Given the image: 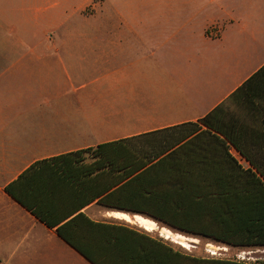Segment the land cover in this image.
Instances as JSON below:
<instances>
[{
  "label": "crops",
  "instance_id": "1",
  "mask_svg": "<svg viewBox=\"0 0 264 264\" xmlns=\"http://www.w3.org/2000/svg\"><path fill=\"white\" fill-rule=\"evenodd\" d=\"M262 68L264 0H0V254L65 264L74 253L91 264L6 188L43 161L165 130L185 136L197 125L177 150ZM254 86L257 100L228 109L243 137L257 140L246 151L264 168V76ZM74 187L59 188L60 213L77 203ZM80 213L131 222L97 200Z\"/></svg>",
  "mask_w": 264,
  "mask_h": 264
},
{
  "label": "trees",
  "instance_id": "2",
  "mask_svg": "<svg viewBox=\"0 0 264 264\" xmlns=\"http://www.w3.org/2000/svg\"><path fill=\"white\" fill-rule=\"evenodd\" d=\"M263 76L264 68L200 120L206 130L177 150L197 125H188L185 136L165 130L37 163L6 192L91 264H260L194 257L128 224L95 222L80 211L97 200L186 236L264 247V168L246 151L258 142L243 137L245 125L228 109L257 100L262 86L254 83ZM232 147L255 171L231 156ZM61 186H76L77 203L63 213L54 207Z\"/></svg>",
  "mask_w": 264,
  "mask_h": 264
},
{
  "label": "rangeland",
  "instance_id": "3",
  "mask_svg": "<svg viewBox=\"0 0 264 264\" xmlns=\"http://www.w3.org/2000/svg\"><path fill=\"white\" fill-rule=\"evenodd\" d=\"M100 2L102 0H96ZM89 13V12H88ZM71 13H68V16ZM72 18V16H69ZM131 219V222L115 220V219H108L109 222L121 223V224H128L134 228H137L141 231L148 233L153 238L161 239L167 244L171 245L172 247L180 250L186 254H189L194 257L198 258H213V259H221V260H232V261H239V262H248V263H260L264 264V247H233L229 245H224L220 243H216L206 238H199L193 236H186L184 234H180L174 232L173 230L159 225L157 222L151 220L149 221V230H146L144 227H141L139 223L135 221L134 216H141L143 218L149 219L143 215L127 213ZM150 220V219H149ZM146 227V226H145ZM11 255L9 254H0V261L1 264H24L22 260H20L19 255L13 260L8 263V258ZM35 258L31 262L27 264H42L39 260V255L35 254ZM73 260L66 261L65 264H77L76 261L81 260L79 256L72 253Z\"/></svg>",
  "mask_w": 264,
  "mask_h": 264
}]
</instances>
